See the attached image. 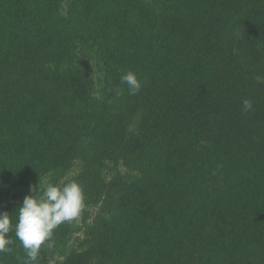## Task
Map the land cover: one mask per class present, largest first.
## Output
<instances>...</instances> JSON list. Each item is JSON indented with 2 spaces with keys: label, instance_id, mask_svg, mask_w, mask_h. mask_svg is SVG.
<instances>
[{
  "label": "trees",
  "instance_id": "obj_1",
  "mask_svg": "<svg viewBox=\"0 0 264 264\" xmlns=\"http://www.w3.org/2000/svg\"><path fill=\"white\" fill-rule=\"evenodd\" d=\"M73 180L38 264H264V0H0V264L30 185Z\"/></svg>",
  "mask_w": 264,
  "mask_h": 264
},
{
  "label": "clouds",
  "instance_id": "obj_2",
  "mask_svg": "<svg viewBox=\"0 0 264 264\" xmlns=\"http://www.w3.org/2000/svg\"><path fill=\"white\" fill-rule=\"evenodd\" d=\"M121 83L127 85L131 95L137 94L142 87L132 71L121 76ZM253 110L252 101L245 99L242 111L247 113ZM30 192L34 195H26L18 207L14 231L26 252L24 264H38L41 248L53 246L54 230L80 216L85 206V195L81 184L75 180L63 184L49 181L43 187L39 182L38 185H30ZM12 229L9 213L0 212V253L12 251L14 241L8 235Z\"/></svg>",
  "mask_w": 264,
  "mask_h": 264
},
{
  "label": "rangeland",
  "instance_id": "obj_3",
  "mask_svg": "<svg viewBox=\"0 0 264 264\" xmlns=\"http://www.w3.org/2000/svg\"><path fill=\"white\" fill-rule=\"evenodd\" d=\"M80 216L77 219H75L76 222L80 221V218H81Z\"/></svg>",
  "mask_w": 264,
  "mask_h": 264
}]
</instances>
